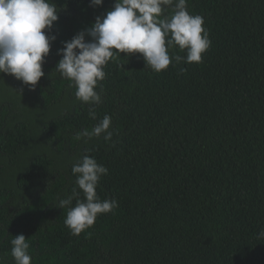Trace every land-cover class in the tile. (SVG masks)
<instances>
[{
	"label": "trees",
	"instance_id": "1",
	"mask_svg": "<svg viewBox=\"0 0 264 264\" xmlns=\"http://www.w3.org/2000/svg\"><path fill=\"white\" fill-rule=\"evenodd\" d=\"M53 2L44 76L33 89L0 73V264H15L19 234L31 264H264V0H187L211 40L202 62L157 73L114 55L98 105L76 99L57 52L115 0ZM105 115L110 139L77 138ZM85 155L108 169L96 192L118 207L74 236L57 206L84 199L72 166Z\"/></svg>",
	"mask_w": 264,
	"mask_h": 264
},
{
	"label": "clouds",
	"instance_id": "2",
	"mask_svg": "<svg viewBox=\"0 0 264 264\" xmlns=\"http://www.w3.org/2000/svg\"><path fill=\"white\" fill-rule=\"evenodd\" d=\"M91 6H100L103 0H90ZM187 0H115L112 10L96 17L92 26L62 42L57 54L62 58L56 65L60 77L75 87L76 99L82 103L98 105L101 96L95 90L105 78L104 67L114 55L142 54L154 72L166 70L173 60L177 64L201 63L202 56L211 46L209 33L203 27L200 15H191ZM174 5L170 18H161L166 6ZM58 20L53 0H0V73L13 75L33 89L44 76L42 65L56 39L45 30H51ZM86 35L91 38L86 42ZM178 46L186 56L169 55V49ZM115 50V51H114ZM186 69L181 68V73ZM89 115L95 119L94 108ZM112 118L105 115L92 131L84 129L77 138L100 137L110 139ZM75 184L83 193L71 207L73 195L58 201L61 209L68 207L65 225L74 236L94 225L100 214L118 207L115 198L101 200L96 189L108 169L88 155L72 166ZM259 237L264 238V230ZM11 256L15 264H31L29 244L23 234L11 240Z\"/></svg>",
	"mask_w": 264,
	"mask_h": 264
}]
</instances>
